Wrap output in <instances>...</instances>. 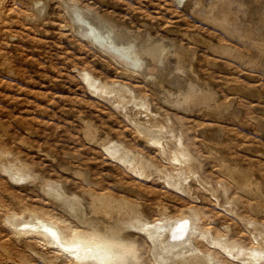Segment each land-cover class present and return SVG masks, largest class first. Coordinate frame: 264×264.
<instances>
[{
	"label": "rangeland",
	"instance_id": "rangeland-1",
	"mask_svg": "<svg viewBox=\"0 0 264 264\" xmlns=\"http://www.w3.org/2000/svg\"><path fill=\"white\" fill-rule=\"evenodd\" d=\"M75 9L111 28L116 42L133 43L140 70L84 40ZM83 69L123 81L157 116L148 119L129 93L132 116H124L88 89ZM161 138L188 146L191 195L160 178L178 169L160 154ZM117 140L145 176L105 152ZM193 203L242 245L264 231V0H0V264H74L57 226L117 233L139 247L132 264H154L130 221Z\"/></svg>",
	"mask_w": 264,
	"mask_h": 264
},
{
	"label": "bare ground",
	"instance_id": "bare-ground-1",
	"mask_svg": "<svg viewBox=\"0 0 264 264\" xmlns=\"http://www.w3.org/2000/svg\"><path fill=\"white\" fill-rule=\"evenodd\" d=\"M74 15L80 25V28H82L85 37L87 38L84 40H87L92 45H95L101 51L111 56H116L134 67L139 66L137 69L140 68L142 59L139 56V53L135 50L133 43L124 44L116 42L113 38L114 33L112 34L111 28L101 29L98 25H94L84 16L82 11L78 9L74 10ZM225 17L226 16H224L223 19H225ZM81 73L84 83L88 89L95 92V94L101 96L106 95L107 98H105L106 96L104 98L110 99L108 101L112 102V104L115 103V105H117L116 108L118 107L125 114L124 116L129 118L132 116L128 114L127 104H131L133 102L129 101L127 103L125 101L128 93L131 94L128 96H130L131 101H134L136 105L147 108L146 116H149L148 119H154V117L157 116V114H154V112L150 110L149 103L145 98L144 100L138 97L139 100L136 99L137 101H135V97L132 95L134 93L133 90H131L132 88L130 89L129 87L124 86L122 84L123 81L121 84L116 82H111L112 84H109L102 82L86 69H83ZM117 94H119L118 97L116 96ZM163 118L165 121V117ZM134 120H136V118ZM169 122L170 121L168 120V125ZM136 124H138L140 134L147 135L145 133V131H147V126L144 128V122L136 120L135 125ZM147 133L149 132L147 131ZM152 140L154 141V139ZM157 144L163 158L169 160L176 166V168L178 167L177 172L173 173L161 171L163 173L160 178L162 177L164 179V185H168L170 189H176L191 195L192 185L190 182L186 183V181L191 177L190 174H193L194 176L197 174V171L195 170L194 158L189 151L188 146L181 142L180 139L178 143L173 146H169L167 139L158 140ZM104 150L108 155L115 158L121 164L130 167L131 171L133 170L134 172H137V174L139 173V175L146 174V168H141L139 167L140 165L136 166L137 164H134L136 155H134L132 150L121 141L117 140L111 142L110 144H104ZM4 171L19 183L22 179H25V173L16 170L12 171V169L10 170L9 168ZM147 175L149 176L148 172ZM197 180L204 183L199 175L197 176ZM211 193L218 198V204L221 205L220 207H225L230 210L227 201L223 197L222 189H212ZM202 194L205 193L203 192ZM202 196L206 201L208 197L205 195ZM208 204H210V202ZM127 206L130 207V204H127ZM104 211L110 213L107 208H105ZM159 212L160 216L158 218L151 220L138 219L137 221H130V226L134 228L135 234L150 243V252L155 257L154 264H264V231L251 229L254 233V242L252 241L249 245H242L237 241V239L228 238L227 233H220V230V232L214 231L212 226L209 225L208 217L204 210H202L199 205H195V203L189 205L186 209L182 210V212L174 214L169 213L165 205H161L159 207ZM34 215L35 217H38L37 213H34ZM11 220L14 221V217H12ZM57 228L60 230L57 231V237L60 244L63 248H67V252L74 256V264H132L131 260L137 263L139 250L137 243L135 241L125 240L117 233L115 234L112 232L105 235L74 230L71 232L67 228L60 226H57ZM54 232L56 233V231ZM70 232L71 236H69Z\"/></svg>",
	"mask_w": 264,
	"mask_h": 264
}]
</instances>
